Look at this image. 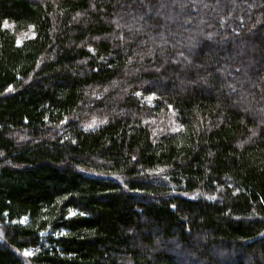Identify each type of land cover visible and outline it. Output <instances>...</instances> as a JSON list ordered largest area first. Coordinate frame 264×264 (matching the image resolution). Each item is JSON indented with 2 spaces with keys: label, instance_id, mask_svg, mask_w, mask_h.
Instances as JSON below:
<instances>
[{
  "label": "trees",
  "instance_id": "trees-1",
  "mask_svg": "<svg viewBox=\"0 0 264 264\" xmlns=\"http://www.w3.org/2000/svg\"><path fill=\"white\" fill-rule=\"evenodd\" d=\"M0 264H264V0H0Z\"/></svg>",
  "mask_w": 264,
  "mask_h": 264
},
{
  "label": "rangeland",
  "instance_id": "rangeland-1",
  "mask_svg": "<svg viewBox=\"0 0 264 264\" xmlns=\"http://www.w3.org/2000/svg\"><path fill=\"white\" fill-rule=\"evenodd\" d=\"M5 27L13 32H15L16 34V38L18 41V44H22L23 42H25L26 40L33 38L35 35L34 29L33 27H28L27 29L21 30V31H16L15 30V26L12 22H5ZM27 253H29L28 255H32V251H27ZM27 255V256H28Z\"/></svg>",
  "mask_w": 264,
  "mask_h": 264
},
{
  "label": "snow or ice",
  "instance_id": "snow-or-ice-1",
  "mask_svg": "<svg viewBox=\"0 0 264 264\" xmlns=\"http://www.w3.org/2000/svg\"><path fill=\"white\" fill-rule=\"evenodd\" d=\"M137 95H139V93H137ZM74 215H76V213L71 211V210H69V217L74 216ZM28 254L29 253L25 252V255H28Z\"/></svg>",
  "mask_w": 264,
  "mask_h": 264
}]
</instances>
